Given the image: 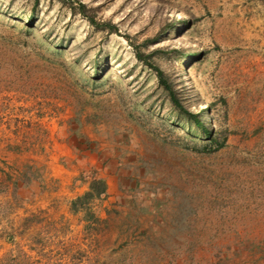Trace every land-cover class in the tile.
<instances>
[{
    "label": "rangeland",
    "instance_id": "obj_1",
    "mask_svg": "<svg viewBox=\"0 0 264 264\" xmlns=\"http://www.w3.org/2000/svg\"><path fill=\"white\" fill-rule=\"evenodd\" d=\"M0 264H264V0H0Z\"/></svg>",
    "mask_w": 264,
    "mask_h": 264
},
{
    "label": "trees",
    "instance_id": "obj_2",
    "mask_svg": "<svg viewBox=\"0 0 264 264\" xmlns=\"http://www.w3.org/2000/svg\"><path fill=\"white\" fill-rule=\"evenodd\" d=\"M80 12L82 14H86L85 6L84 4L79 5ZM88 16V15H86ZM89 17V16H88ZM92 25L94 26H101L105 27L107 23H98L93 18L89 19ZM136 57L140 61H144L142 53L136 49L135 53ZM47 67V65H46ZM49 71L52 73L50 77L52 79H58V84L60 82V85L57 84V86H52L51 83H48L47 85L51 88L48 92L49 94L55 95L57 92L61 89H64L66 94H70L72 97L74 96V93L71 92V90L68 89V85H66L65 81L62 83L64 79H62L63 74L62 71L57 69V67H53L52 65L48 68ZM45 70V69H44ZM47 71V70H45ZM55 72V73H54ZM55 74V75H54ZM156 76L158 78V83L162 87L163 91L165 92L169 102L172 104V106L177 110L179 114H183L186 119L193 123V125L198 129L205 137H207L209 140H212V130H211V123H212V117L209 114V109L206 107L201 113L199 112H192L190 109L183 103L182 99L180 98L177 90L174 88L173 84L169 81L167 76L164 74L163 70L156 69ZM73 86V85H72ZM74 87V86H73ZM72 87V88H73ZM66 99H69V97H66ZM204 115L206 118L205 121L201 119V116ZM217 142V141H214ZM220 145H217L219 148ZM86 190L72 199L71 201V209L75 213H83L84 218H86L88 227L89 226H95V224L103 222L104 220L97 217L91 210L90 205L95 200H98L102 197H104L107 193V185L103 178L99 177H93L88 183H87Z\"/></svg>",
    "mask_w": 264,
    "mask_h": 264
},
{
    "label": "crops",
    "instance_id": "obj_3",
    "mask_svg": "<svg viewBox=\"0 0 264 264\" xmlns=\"http://www.w3.org/2000/svg\"><path fill=\"white\" fill-rule=\"evenodd\" d=\"M61 173H62V171H61ZM63 174V173H62ZM56 177H60L61 175H55ZM63 180H65V179H63ZM62 181V180H61ZM62 183L64 184V181H62Z\"/></svg>",
    "mask_w": 264,
    "mask_h": 264
}]
</instances>
